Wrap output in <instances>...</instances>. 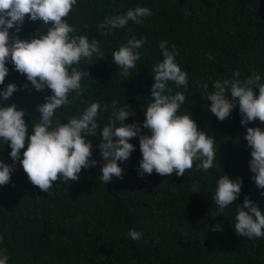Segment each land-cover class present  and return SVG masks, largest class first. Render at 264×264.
<instances>
[{
    "label": "trees",
    "instance_id": "obj_1",
    "mask_svg": "<svg viewBox=\"0 0 264 264\" xmlns=\"http://www.w3.org/2000/svg\"><path fill=\"white\" fill-rule=\"evenodd\" d=\"M137 6L149 8L152 15L140 24L130 21L123 29L103 34L99 25L107 17L124 15ZM67 22L74 26L72 35L99 40L105 55L104 60L94 55L91 65L81 60L75 66L90 75L82 78L79 93H71L70 103L58 109L53 119L67 123L99 102L107 110L98 114V131L109 121L119 126L111 107L115 100L118 107L128 104L135 112L125 124L142 125L144 111L153 102L152 68L163 60L159 44L166 41L169 50L175 46L176 62L189 81L187 88L169 82L167 94H185L178 115L190 112L199 128L216 139L217 159L206 172L195 161L184 177L155 172L141 177L142 154L135 137L129 141L135 150L126 162H120L123 177H113L106 184L99 176L104 161L97 135L89 137L97 166L83 169L76 182H55L48 193L33 186L17 163L11 182L0 186V255L9 257L7 264H264V237H240L234 230L235 208L245 197L264 210V190L252 179L251 149L243 139L247 127L264 130V123L242 125L238 102L230 117L220 121L201 96L202 85L211 91L215 81L233 80L237 71L241 80L257 73L264 83V0H78ZM48 27L26 19L18 35L30 39L46 34ZM131 39L145 43L138 49L137 67L124 77L112 53ZM7 66L10 74L0 89L17 84L20 90L9 103L25 109L28 124L39 123L37 107L51 91L37 92L26 76L11 63ZM6 103L0 101V106ZM10 152L0 140V159L8 164L13 163ZM225 173L232 179L242 178L243 184L239 199L221 212L214 193ZM217 223L220 230L212 231ZM132 229L141 232L142 239H131Z\"/></svg>",
    "mask_w": 264,
    "mask_h": 264
},
{
    "label": "clouds",
    "instance_id": "obj_2",
    "mask_svg": "<svg viewBox=\"0 0 264 264\" xmlns=\"http://www.w3.org/2000/svg\"><path fill=\"white\" fill-rule=\"evenodd\" d=\"M77 4L78 0H0V86L5 85L10 74L7 65L11 63L37 92L51 91V95L45 96V102L37 107L39 123L28 124L25 109L17 103H9L13 94L20 90L17 84L9 83L0 89V101L8 102L0 106V140L11 148L9 155L13 161L8 164L0 159V186L11 182L17 163L31 184L42 192L48 193L57 181H78L83 169L96 167L99 163L92 159L93 140L89 139L97 135L104 161L99 176L106 184L113 177H123L120 162H126L135 150L136 146L129 142L135 137H139L142 154L138 166L141 177L154 172L164 177L173 174L184 177L195 161H200L196 167L205 172L213 168L217 159L216 139L199 128L190 112L178 115L185 103L184 93L167 94L171 92L169 82L187 88L189 81L188 73L176 62L178 52L175 46L169 50L166 41L159 44L163 60L152 68L155 81L151 90L153 102L144 111L142 125L139 122L125 124L135 112L128 104L118 107L115 100L111 107L119 126L115 121H109L102 131H98L101 127L98 114L107 110V106L102 109L99 102L91 103L80 117H74L67 123L53 119L58 109L70 103V94L79 93L82 78L90 75L88 70L80 71L75 66L81 60H87L91 65L94 55L98 60H104L99 40L72 35L75 29L67 22V17ZM151 15L149 8L137 6L124 15L107 17L99 28L104 30V35H109L114 30L123 29L130 21L140 24L144 17ZM26 19L42 21V25L50 27L46 34L22 39L18 34L23 30ZM144 43L143 39H131L112 53L113 63L119 67L122 76L128 77L130 70L137 67V61L141 59L138 49ZM233 75V80L215 81L211 91L207 84L202 85L201 96L210 102L206 105L208 110L218 120L224 121L238 102L242 125L247 126L257 120L264 123V83H261V76L253 73L241 80L238 71ZM24 88H28L27 83ZM143 129L147 133H142ZM243 139L251 149L249 167L254 174L252 179L258 189L264 190V130L247 127ZM242 184V178L232 179L226 173L218 180L214 203L221 212L239 199ZM196 192L199 191L193 193ZM235 210L234 230L238 236L249 239L264 237V210L256 202L245 197L243 204ZM220 227L217 223L211 230L217 231ZM142 235L135 229L128 232L133 240L142 239ZM8 259L7 255H0V264H7Z\"/></svg>",
    "mask_w": 264,
    "mask_h": 264
}]
</instances>
